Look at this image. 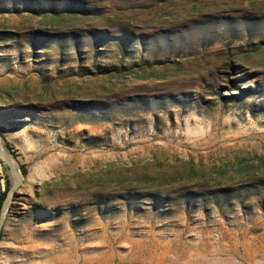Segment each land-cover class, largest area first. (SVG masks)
<instances>
[{"label": "rangeland", "instance_id": "1", "mask_svg": "<svg viewBox=\"0 0 264 264\" xmlns=\"http://www.w3.org/2000/svg\"><path fill=\"white\" fill-rule=\"evenodd\" d=\"M0 264H264V0H0Z\"/></svg>", "mask_w": 264, "mask_h": 264}, {"label": "trees", "instance_id": "2", "mask_svg": "<svg viewBox=\"0 0 264 264\" xmlns=\"http://www.w3.org/2000/svg\"><path fill=\"white\" fill-rule=\"evenodd\" d=\"M5 146H6L7 148H9V145H8L7 143H5Z\"/></svg>", "mask_w": 264, "mask_h": 264}]
</instances>
